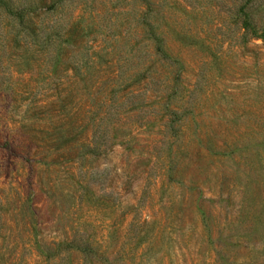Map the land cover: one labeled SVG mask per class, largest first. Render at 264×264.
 Returning a JSON list of instances; mask_svg holds the SVG:
<instances>
[{"label": "rangeland", "instance_id": "1", "mask_svg": "<svg viewBox=\"0 0 264 264\" xmlns=\"http://www.w3.org/2000/svg\"><path fill=\"white\" fill-rule=\"evenodd\" d=\"M0 264H264V0H0Z\"/></svg>", "mask_w": 264, "mask_h": 264}]
</instances>
